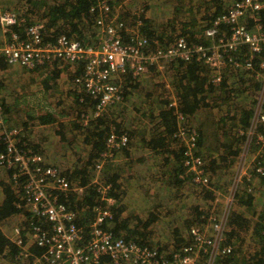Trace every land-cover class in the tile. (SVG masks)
<instances>
[{"label": "trees", "instance_id": "16d2710c", "mask_svg": "<svg viewBox=\"0 0 264 264\" xmlns=\"http://www.w3.org/2000/svg\"><path fill=\"white\" fill-rule=\"evenodd\" d=\"M45 1H49L46 8L41 0H35L37 7L32 6V0H21L19 8L22 16L28 21L45 22V40H54L59 35H66L71 39L91 44L98 41L99 36L96 31L98 11L90 9L95 0ZM119 1L111 0V4L117 7L120 5ZM153 1L162 3L161 0ZM233 1L235 0H169L164 5V8H170L167 10L169 13L162 19V23L153 22L146 14L141 15L143 24L139 30L140 34L147 39L148 47L151 49L168 47L179 37L185 38L190 44H204L206 40L203 29L211 25L213 18L225 12ZM130 7L132 8L129 9ZM143 8L149 9L150 6L144 4ZM135 9L130 3H126L119 6L117 16L126 22L127 19H132L133 22L136 18L133 12ZM258 15L262 25L261 31L264 32V7L260 9ZM122 38L123 41L129 40V34L125 29H122ZM75 64L76 67L66 74V82H70L67 89L70 95L74 96L76 107L79 109L77 116L82 118L81 113L90 110L93 103L88 105L89 94L85 92L82 84L74 82L75 77H83V64ZM6 65L8 64L0 57V71L4 70ZM148 69L158 78L157 81L152 77L147 79L145 84L151 88L146 92L141 94V91H138L142 86L141 82L146 79L139 76L131 78L127 73L123 75L122 101L108 106L101 115L89 118L85 124L79 120L74 122L71 139L78 140L88 150L83 162L78 159L71 168L61 171L71 185H79L84 189L79 200L76 199L75 194H71L69 198L59 196V200L76 212L74 222L86 228L92 219L91 213L81 212V209L90 210L98 202V186L109 185L107 193L115 199V202L108 206L112 216L105 220L103 226L108 230L111 229L114 236H122L126 241L135 242L140 246L164 247L154 238L153 224L160 219L158 205H155L146 216L134 213L133 210H131L133 216H129L132 215L129 212L123 214L128 208L123 205L116 191L120 185L126 183L121 180L118 173H114L111 162L115 157H127L131 152L138 154L139 151L144 150L151 154L154 168L153 181L159 185V193L167 194V189L172 193L171 190L175 186L205 185L196 184L192 174L186 172L187 168L183 164L185 146L174 135L180 123L177 113H180L183 116L182 123L185 126L195 125L199 134L196 140V154L202 160L204 171L202 178L207 180V185L209 183L215 185L217 189L226 191L233 174V159L245 146V131L252 120L261 80L255 78L254 71L239 69L235 76L229 74L220 84L215 85L211 80L212 71L209 66L203 60L195 59L183 61L176 58L165 62L163 71H156L154 66ZM57 75L58 73H55V76ZM229 79L233 81L228 83ZM45 87V89L58 87V82L47 83ZM131 99L134 101L132 106L136 115L133 121L135 129L131 124L129 128L125 124L128 118L131 121L134 116L130 113L132 106L128 107ZM174 99L177 102L176 106L171 105ZM204 114L206 118L200 123L199 120ZM4 121L6 122L5 117ZM39 121L46 124L56 120L52 116H41ZM256 129L264 133V123H258ZM240 130L243 133H240ZM111 131L118 134L126 133L128 142L125 147L114 150L112 159H101L100 153L105 149V140ZM59 135L70 140L64 128H61ZM17 139L16 136L17 146L27 149ZM31 146L34 152H39L38 146L34 144ZM254 147L257 148L256 145ZM4 148V140L0 138V152ZM100 160H103L104 165L108 167L97 169L96 165ZM139 160L142 161V158L140 157ZM255 160L262 166L263 173L253 170L251 177L233 194L226 220L227 230L225 229L221 242V247L229 246L230 251L226 254L219 253L216 264H264V154L256 157ZM43 161L56 167L44 157ZM4 170L9 181L3 184L0 223L22 213V209L16 207L19 200L16 190L21 192V187L13 186L21 185L22 178L15 183L12 178L14 171ZM98 179L100 181H97ZM247 185H253L251 190L248 191ZM203 195L211 200L215 198L214 193L209 190H205ZM101 204L106 206L104 201ZM192 210L196 215L194 219L186 220L188 232L192 226L197 225L195 223L203 222L208 217L207 213L197 206ZM29 214V212L25 214L26 218ZM170 225H174V222L171 221ZM177 233L178 229L175 227L174 235L176 236ZM4 237L0 233V255L11 257L16 262L23 261L17 260L23 258L18 257L21 250L19 245ZM180 245V243L174 245L173 249H177ZM26 247L33 256L42 253V248L35 243ZM33 256L25 258L32 264Z\"/></svg>", "mask_w": 264, "mask_h": 264}, {"label": "built area", "instance_id": "2783aa9c", "mask_svg": "<svg viewBox=\"0 0 264 264\" xmlns=\"http://www.w3.org/2000/svg\"><path fill=\"white\" fill-rule=\"evenodd\" d=\"M263 7L264 0H235L203 29L204 44H190L179 37L168 47L154 49L148 47L147 39L140 34L142 14L137 13L133 26L127 27L113 14L111 0H95L91 5V10L98 11L96 26L100 36L95 44L66 35L45 40V22H30L19 9L0 8V29L4 34L0 57L7 64L29 69L52 62L57 65L82 63L83 77H75L74 82L83 85L90 96L89 102L93 103L90 113H81L84 124L89 118L101 115L108 106L122 101L123 75L128 73L131 78H136L151 65L161 68L163 63L176 58L203 60L212 71L211 80L215 85L239 69L254 71L253 75L262 84L251 123L245 131L244 146L245 153L253 149L251 162H254V158L264 154V133L256 129L258 123H264V106L260 98L264 94V32L258 15ZM122 29L129 34L128 41H123ZM171 105L175 106L176 101ZM177 118L182 120L183 116L177 113ZM3 124L1 115L0 138L4 140L5 148L0 152V169H12L15 183L22 178L18 186L21 187V200L31 211L28 220L30 238L42 248V253L33 256L16 229L12 241L21 249L18 257L31 255L34 257L32 264H216L219 253L230 251L229 246L221 247L226 215L207 217L211 229L209 235L192 226L188 241L177 249L140 246L122 236H114L111 229L103 226L112 216L108 206L115 202L107 193L109 185L98 186V202L90 210L81 209V212L91 213L88 226L77 225L74 222L76 212L61 202L59 196L69 198L75 194L79 198L84 187L71 185L57 166L44 163L39 152L18 147L14 142L16 129L5 131ZM174 135L185 143L183 164L192 174L193 181L206 182L201 176L204 173L202 160L196 154L197 132L179 126ZM127 142L126 133L111 131L100 158L112 159L114 150L125 147ZM102 161L96 165L97 169L102 167ZM255 171L262 173V166H256ZM103 201L106 206H102Z\"/></svg>", "mask_w": 264, "mask_h": 264}, {"label": "rangeland", "instance_id": "374dc122", "mask_svg": "<svg viewBox=\"0 0 264 264\" xmlns=\"http://www.w3.org/2000/svg\"><path fill=\"white\" fill-rule=\"evenodd\" d=\"M20 1L21 0H0V8L18 9L21 7ZM41 1L44 2V8H46L49 1ZM168 1L169 0H161L162 3H154L153 0H120L119 6L130 3V6L136 8L133 11L136 18L137 13L146 14L153 22L162 23V19L169 13L167 10L170 8H164V5H166ZM144 4L150 6V8H143ZM32 6L37 7V2H35V0H32ZM119 6H114L113 14L115 16H117ZM131 8L132 7L129 9ZM169 16L172 15L169 14ZM127 21L128 22L124 21L127 27H132L134 21L132 22V19H127ZM3 35L0 29V47L4 42ZM98 36H100L99 30ZM5 67L4 70L0 71V116L2 115L4 122V128L2 129L5 131L16 129V136L19 142L30 149L32 148L31 144L38 146L37 149L39 153L46 161L55 164L60 170L71 168L78 159H81L83 162V158L88 149L78 140L71 139L74 131V122L78 120L82 121V119L77 116L79 109L76 107L75 98L73 95H70L67 89L70 82H66V74L68 71L70 72L73 67L75 68L76 65L62 63L57 65V63L52 62L32 69L10 64ZM148 67L139 75V77L146 79L141 82L142 86L140 90H138L141 91V94L151 88V86L145 84L148 78L152 77L155 81H157L158 78L157 75H153V73L149 72ZM154 67H156V71L164 70L163 67ZM55 73H58V75L55 76ZM235 75L236 73H233V76ZM232 81L233 80L229 79V82ZM50 82L52 84L58 82V87H49L45 89V85ZM258 96H260V91ZM260 98L264 106V94ZM132 99L134 98L132 97ZM132 103H134L133 100L131 102L129 101L128 107H131ZM90 104L91 103L88 101V105ZM91 111L92 107L85 113L88 114ZM134 112L135 110L132 106L130 113L134 115ZM41 116H52L56 121L43 124L39 121ZM135 116L136 115L132 116L131 121L130 118H128L125 122L128 128L129 124H131L133 129H135L133 124ZM4 117L6 122L4 121ZM205 118L206 114L199 120L200 123ZM182 120H178L180 121L178 127L183 126L185 128L194 129L197 132V129L194 127L195 125L185 126ZM61 128H64L68 133L67 137H70V140L61 138L59 135ZM214 139H216V137H214ZM180 142H183L185 146L183 140H180ZM150 155L148 151L144 150L139 151L138 154L131 152L130 156L127 157H115L111 164H113L114 173H118L121 180L126 183V185H120L116 191L123 205L128 208L123 211V214L129 212L132 214L129 216H133L134 213L146 216L149 211L154 209L155 205H158L160 219L153 224L154 238L160 241L162 246L164 245L166 249H172L175 247L174 245L178 243L182 245L188 241L189 232L187 228L188 222L186 220L194 219L196 212L193 211L192 208L195 206L202 209L203 212H206L208 216L211 214H214L216 217L226 215L227 220L233 194L251 177L250 175L253 173V170L255 171L256 166H261L259 162L255 160L256 158H254V162H251L253 159L251 150L249 153H245L244 148H242L240 154L233 159V174L226 191L217 189L215 185H210L209 183L207 185L206 180V182H204L205 185L196 183L198 185L175 186L171 190L172 193L167 189V194H163L162 192H158L159 185L153 181L154 168L152 164L153 160ZM140 157L142 161L139 160ZM104 164L105 163H103L102 168H107L108 165L105 166ZM155 165L160 166L158 163H155ZM257 179L255 182H257ZM7 181L9 180L6 176V171L1 168L0 201L3 197V184ZM97 181L100 180L98 179ZM13 186L19 187L18 185ZM251 187H253V185L250 186V190ZM205 190L213 192L215 198L211 200L205 197L203 195ZM16 193V196L19 198L16 207L22 209V213L0 223V233L3 237H8V239L12 241L15 237V230L18 229L22 237L26 240L27 245H30L32 243L28 230V220L31 216L30 207L21 200L20 190L17 189ZM75 197L79 200L76 195ZM131 210H133L134 213H132ZM28 212L30 214L26 218L25 214ZM171 221L174 222V225H170ZM195 224H197L196 227L200 230H205L208 235L211 233L207 218L206 220L204 219L203 222H197ZM175 227L178 229L176 236L174 235ZM225 229L227 230L226 222ZM225 229L224 231H226ZM17 260L23 261L16 262L11 257H2V255H0V264H31L30 260L25 257L18 258Z\"/></svg>", "mask_w": 264, "mask_h": 264}, {"label": "clouds", "instance_id": "9594fccd", "mask_svg": "<svg viewBox=\"0 0 264 264\" xmlns=\"http://www.w3.org/2000/svg\"><path fill=\"white\" fill-rule=\"evenodd\" d=\"M18 9H19V8H18ZM11 10H12V9H11ZM16 10H17V9H16ZM173 101H176V100L174 99V100H172V102H173ZM172 102H171V103H172ZM176 104H177V102H176ZM175 106H176V105H175ZM106 109H107V108H106ZM177 119H178V118H177Z\"/></svg>", "mask_w": 264, "mask_h": 264}]
</instances>
